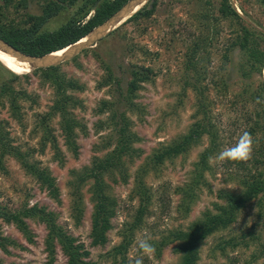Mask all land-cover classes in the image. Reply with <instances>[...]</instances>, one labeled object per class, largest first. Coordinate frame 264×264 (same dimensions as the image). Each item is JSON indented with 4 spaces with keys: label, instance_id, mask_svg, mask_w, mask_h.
<instances>
[{
    "label": "rangeland",
    "instance_id": "rangeland-1",
    "mask_svg": "<svg viewBox=\"0 0 264 264\" xmlns=\"http://www.w3.org/2000/svg\"><path fill=\"white\" fill-rule=\"evenodd\" d=\"M219 1L158 0L156 9L149 18L126 24L124 22L112 36L109 34L104 41L101 40L102 42L90 48L93 49L91 52L84 54L83 51L77 59L74 58L75 61L72 59L58 66L67 78L75 79L84 86L83 91L73 93L74 97L81 100L83 107L73 111L76 120L84 126V131L77 130V155H73L64 143L58 116L49 121V129L55 138L56 147L48 142L44 149L41 148L42 131L35 132L34 129L39 117L49 111L54 95L52 89L43 84L37 74H33L35 70L24 74L27 76L21 77L15 83L8 82V76L0 71V88L2 83H5L20 96L19 119L13 116L8 97H0V123L4 126L10 145L20 153L30 155L29 162H36L39 167L47 168L59 189L58 200L51 199L47 192L40 188L39 183L26 174L16 159L5 156L4 170H0V209L19 212L35 206L44 208L55 215L56 224L78 243L84 245L89 253L88 260L98 264H134L138 255L136 244L140 238L148 239L152 245L163 241L162 239L171 231L187 229L205 212L215 213V205L225 203L217 197L220 190L240 192V187L235 182L227 181L225 168L221 167L223 162H210L212 169L204 174V187L195 193V201L190 205V211L183 215L186 206L185 203L180 204L178 188L185 184L199 154L207 147L208 141L204 137L200 145L185 156L167 161L156 172L147 171L144 183L149 189L150 198L144 204L146 213L142 222H134L141 204L140 197L135 195L136 170L161 144L185 134L195 120L193 118L195 95L189 87L182 91L183 77L186 75L183 63L193 42L204 32L205 27L203 24L200 26L201 20H197V16L202 8L206 7L211 9L213 17L218 19L216 8ZM42 3L43 0H27L26 8L10 13V18L19 21L26 13L38 15ZM230 3L238 13H241L240 8L244 10L246 13L244 19L247 23L264 28V11L256 0H230ZM59 24V21H53L48 28L54 30ZM229 25L223 19H219L217 24L213 23L212 28L204 33L210 38L214 30H218V34L212 38V43L200 53V57L204 56V64L209 60L208 69L216 79L226 73L220 70L222 55L227 42L236 36V26ZM230 56L232 64L229 65L228 82L235 91L239 88L236 68L242 60L237 51ZM102 62L111 66L123 90L129 80L131 67H149L152 74L151 81L143 84L137 93L138 109L129 114L133 122L132 130L140 139L135 148L141 150V157L128 167L127 183H115L111 178L108 179L109 193L116 201L115 216L111 219V230L107 233L106 243L94 246L90 238L91 180L79 188L84 211L78 224H75L70 209L78 173L89 167L95 157L101 158L113 149L107 147V143L113 139L112 130L99 126V123L108 121L107 114L99 115L96 111L100 101L116 102L119 90L114 86L98 88V82L104 74ZM188 75L190 79L191 75L189 73ZM209 83L205 81L202 85L213 89ZM212 92L213 90L210 91V96ZM214 111L215 115L222 114V118H219L222 122L230 118L228 111L221 108L218 102L214 106ZM23 221L26 224V234L15 224L5 223L0 219V235L7 239L4 248H0V264L67 263L57 242L53 259L45 250L44 240L47 235L45 224L34 219ZM134 223L138 227L132 228ZM241 237H245V241H250L254 237L258 240L245 246L243 242L238 244ZM130 238L131 244L126 256L114 257L113 249L123 240L127 241ZM259 239L264 244V197L249 202L237 214L232 224L206 238L200 245L197 264H264V257H261L259 252ZM175 247L176 243L164 246L159 257L155 253L143 256V264H176L179 256L174 253ZM221 247L224 250H221Z\"/></svg>",
    "mask_w": 264,
    "mask_h": 264
},
{
    "label": "trees",
    "instance_id": "trees-1",
    "mask_svg": "<svg viewBox=\"0 0 264 264\" xmlns=\"http://www.w3.org/2000/svg\"><path fill=\"white\" fill-rule=\"evenodd\" d=\"M127 1L43 0L40 6V14L26 13L19 21H15V19L10 18V13L25 9L27 0H2L0 6V38L28 55L42 56L57 52L85 37ZM157 1L150 0L124 24L149 18L156 9ZM256 1L264 11V0ZM206 5L208 7V4ZM216 9L218 19L214 18L211 9L206 7H203L197 16V20H201L200 26L203 24L202 26L205 27L204 32L193 42L183 63L186 75L183 77L182 91L184 92L185 88L189 87L195 95L193 113L195 120L185 134L175 137L166 144H161L136 170L134 175L135 195L140 197L141 204L134 217V222H142L146 213L144 204L150 198L149 189L144 183L147 171L156 172L167 161L185 156L194 147L200 145L204 137L208 141L207 147L199 154L185 184L178 188L180 204L185 203L186 206L183 215L190 211V205L195 201V193L204 187V174L212 169L209 162L210 156H214L225 147L234 145L245 131L253 137V152L247 161H229L223 162L221 165L225 168L227 181L235 182L240 187V192L233 193L220 190L217 197L224 200L225 203L215 205V213L205 212L187 229L171 231L167 237L162 239L163 241L153 243L154 253L158 257L161 255L164 246L176 243L174 253L179 256L176 264H197L202 242L232 224L237 214L249 202L264 197V28L247 23L244 19V15L246 16L244 10L240 8L241 13H238L232 7L230 0H220ZM219 19L229 23V27L235 25L236 36L227 42L222 55L220 70L226 71V73L216 79L215 75L208 69L209 60L204 64V56L200 57V53L212 43L213 36L218 34L217 29L214 30L213 36L210 38L204 33L212 28L213 23L217 24ZM53 21H59L60 24L54 30H50L48 25ZM112 33L110 36L113 35ZM104 40L105 38L102 41ZM90 50L93 49H87L83 53L91 52ZM234 51L240 53L242 60L236 68L239 75L237 81L239 88L235 91L231 89L228 82L230 78L229 65L232 64L230 54ZM101 65L104 74L101 81L98 82V88L114 86L119 90L116 102L100 101L96 111L99 115L107 114L108 121L99 123V126L112 130L113 139L112 142L107 143V147L110 146L113 149L101 158L95 157L89 167L78 173L79 177L77 183L75 182L76 189L73 191L70 209L75 224H78L84 211L79 188L91 180L92 185L89 189L92 204L90 238L91 244L94 246H102L106 243L107 233L111 230V219L115 216L116 201L109 193L108 179L111 178L112 182L115 183H127L129 178L128 167L141 157V150L135 148V144L139 143L140 139L132 130L133 122L129 118V114H133L138 109L136 104L137 93L143 84L151 81L150 75L152 74V69L149 67H131L129 80L123 90L120 86V80L115 77L111 66L105 62H102ZM0 71L6 74L8 82L12 83L27 76L12 73L1 63ZM188 73L191 75L190 79ZM33 74H37L41 82L52 89L54 95L49 111L39 117V122L34 129L35 132L42 131L41 148L44 149L48 142L53 143L54 148L56 147L55 138L49 129V121L54 116H58L59 129L64 143L73 155H77V130L84 131V126L76 120L73 111L78 108L83 109V107L81 100L74 97L73 93L83 91L84 86L75 79L67 78L65 74L61 73L60 67L35 70ZM205 81L210 82L209 84L213 89L203 86L202 83ZM211 90L213 92L210 96ZM5 96L8 97L13 116L15 119H19L18 99L20 96L15 94L5 83H2L0 97ZM257 100L260 103H257ZM217 102L221 108L230 114V118L226 122L220 121L221 113L215 115L214 106ZM223 124L225 126L221 127ZM5 156L16 159L26 174L35 179L40 188L44 189L51 199L58 200L59 189L50 171L47 168L39 167L36 162H29L30 155L22 154L15 147H11L4 126L0 123L1 171L4 170ZM0 219L5 223L15 224L25 234L26 224L23 219H34L45 224L47 235L44 245L51 259L54 257L55 242H57L67 259L66 264H98L88 260L89 253L84 245L78 243L74 237L56 224L55 215L44 208L35 206L19 212H7L0 209ZM136 223L132 225V228L138 227ZM257 240L258 238L254 237L250 241H245V237H241L238 244L243 242L247 246L249 242ZM130 241L131 238L127 241L123 240L121 244L115 247L113 256L124 258L131 244ZM5 243H7V239L0 235L1 249L4 248ZM258 246L261 257H264V244L261 243L260 239ZM221 250L224 249L221 247Z\"/></svg>",
    "mask_w": 264,
    "mask_h": 264
},
{
    "label": "water",
    "instance_id": "water-1",
    "mask_svg": "<svg viewBox=\"0 0 264 264\" xmlns=\"http://www.w3.org/2000/svg\"><path fill=\"white\" fill-rule=\"evenodd\" d=\"M138 0H128L119 10H117L113 15H111L102 24L93 28L89 34L83 37L81 42L69 45L67 51H65L61 56H51L50 54L42 56H33L25 54L12 45L8 44L6 41L0 38V51L14 57L18 61L29 64L32 70L36 69H46L51 67H58L65 62L71 61L75 57L79 56L83 51L93 48L98 42L106 38L110 33L116 29H112L113 24L121 18L123 13L132 6L133 3ZM150 0H146L145 6ZM142 6V7H143ZM141 7V8H142ZM140 8V9H141ZM84 39V40H83ZM67 48V47H66Z\"/></svg>",
    "mask_w": 264,
    "mask_h": 264
},
{
    "label": "clouds",
    "instance_id": "clouds-1",
    "mask_svg": "<svg viewBox=\"0 0 264 264\" xmlns=\"http://www.w3.org/2000/svg\"><path fill=\"white\" fill-rule=\"evenodd\" d=\"M260 103L259 100L256 101ZM253 137L245 131L243 132L237 142L232 145L223 148L219 153L209 157V162H243L251 158L253 152ZM137 258L134 260V264H143V256L153 254L155 252L154 246L149 243L148 239L140 238L136 244Z\"/></svg>",
    "mask_w": 264,
    "mask_h": 264
},
{
    "label": "bare ground",
    "instance_id": "bare-ground-1",
    "mask_svg": "<svg viewBox=\"0 0 264 264\" xmlns=\"http://www.w3.org/2000/svg\"><path fill=\"white\" fill-rule=\"evenodd\" d=\"M146 0H138L137 2L133 3L132 6H130L121 16L119 20H117L114 24L112 29H116L117 27L119 28L124 22H126L127 19H129L131 16H133L136 12L140 10V8L146 3ZM115 31V30H114ZM84 40V39H83ZM82 40H80L81 42ZM79 43V42H77ZM69 47L64 48L60 51L53 52L50 54L51 56H61L65 51H67ZM0 63L10 70L12 73L17 74V75H24L28 74L31 71V67L29 64L18 61L14 57L7 55L3 52L0 51ZM263 77H264V71H263Z\"/></svg>",
    "mask_w": 264,
    "mask_h": 264
}]
</instances>
